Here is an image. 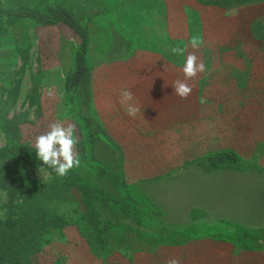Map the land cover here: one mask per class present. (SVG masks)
I'll return each instance as SVG.
<instances>
[{"label":"rangeland","instance_id":"374dc122","mask_svg":"<svg viewBox=\"0 0 264 264\" xmlns=\"http://www.w3.org/2000/svg\"><path fill=\"white\" fill-rule=\"evenodd\" d=\"M216 1L224 4H212ZM238 1L160 0L156 12L146 15L152 45L133 47L127 57L102 56L96 38L88 51L91 71L74 111L65 80L74 72L78 35L64 24L44 27L4 15L22 9L46 12V6L64 7L66 0H0V152L22 147L35 154L37 136L53 122L70 121L77 128L81 162L73 169L83 180L117 202L128 198L167 226L161 233L140 231L136 218L69 191L67 200L47 199V208L73 220V207L119 220L109 232L107 261L96 254L93 231L74 225L55 234L39 264H165L170 257L180 264H264V240L258 241L256 229L264 226V0ZM76 9L84 26L91 13ZM193 35L203 41L195 54L206 70L187 81L192 92L181 100L169 91L184 79L181 68L194 51L187 46ZM173 46L186 48L178 61L167 60ZM151 48L158 61L146 59ZM104 56L112 61H102ZM102 88L117 97L122 89L146 88L141 100H133L143 105L142 122L133 117L117 127L100 124L92 106ZM157 101L164 107L155 110L161 117L150 118ZM83 133L94 137V163L103 173L79 152ZM225 149L241 157L245 170L208 172L199 166L204 156ZM39 168L0 156V173L19 171L48 183L51 176L39 174ZM10 204L0 184V225L12 216ZM189 225L194 235L170 238L177 232L173 227Z\"/></svg>","mask_w":264,"mask_h":264},{"label":"trees","instance_id":"16d2710c","mask_svg":"<svg viewBox=\"0 0 264 264\" xmlns=\"http://www.w3.org/2000/svg\"><path fill=\"white\" fill-rule=\"evenodd\" d=\"M255 1L240 0L238 3L245 4ZM212 4L223 5L224 3L216 1ZM45 10L46 12L22 9L8 11L4 15L29 19L44 27L64 24L78 35L80 43L75 54L74 72L65 80V88L73 108L74 101L79 103V89L91 71L88 64L89 30L78 22L75 14L68 8L46 6ZM93 148L94 137H85L84 135L82 147H79L78 150L88 165L103 173L104 170L94 163ZM6 155L12 156L18 163L25 166L43 167L42 162L37 159L36 153L27 154L22 147L0 152V156ZM198 164L208 172L224 168L245 170L241 157L230 149L210 153ZM46 171L51 173L48 183H36L19 171L3 170V173H0V184L8 191L10 208L13 210L12 216L7 222L0 225V264H39L45 256V252L53 246L55 234L59 230L74 225L85 226L93 231V246L96 254L107 261L109 232L119 223V220L96 210L83 214L74 207L71 209V213L76 219L73 220L70 216L60 215L47 208V199L67 200L69 191H77L89 200L102 203L111 211L136 218L135 225L140 231L161 233L166 230L167 226L150 217L146 211L135 207L128 198L124 203H121L98 192L86 183L74 169L64 177L57 176L51 169H46ZM192 227L194 225L173 227L177 232L170 238L179 236L181 239H186L196 233V231L192 232Z\"/></svg>","mask_w":264,"mask_h":264},{"label":"crops","instance_id":"0c3cea01","mask_svg":"<svg viewBox=\"0 0 264 264\" xmlns=\"http://www.w3.org/2000/svg\"><path fill=\"white\" fill-rule=\"evenodd\" d=\"M71 1L73 2V0H66L64 7L73 12L76 17L78 12L76 9L77 6H80L81 10H89L91 13L90 18L86 19L87 21L84 25V27H87L89 30V51L91 50L92 45H94L96 38L97 43L103 46V51L101 53L102 56L103 54L109 56L111 52H115L117 55H123L124 53L127 57L132 54L133 47L137 48L142 47L143 45H152V43L147 40L149 37L146 32V15H151L153 12H156L154 8L157 5L160 6V0H79V5H72ZM74 1L76 2L77 0ZM134 18H136L135 24L133 22ZM130 22L134 25L130 24ZM116 45L120 46V50L114 51L115 49H110L111 46L114 47ZM138 50L139 49L137 48L136 51ZM153 52L154 50L151 48V51L148 54L150 57H146L148 61L159 60V54H153ZM135 54L137 55V53ZM107 56H104L102 61H112V59L110 58L109 60ZM178 58L179 56H175L170 53V57L167 60L178 61ZM171 71L175 72L174 70ZM145 90L146 88L142 90L136 88V90L131 91L133 99L129 101L128 104L133 105V100H141L142 96L139 94H144ZM165 92L168 93L167 87ZM169 93L174 94V89L169 91ZM100 94L101 96L98 99L99 102L92 106V108L96 109L97 118L99 120L98 122L100 124L106 127H117L119 124H122L124 120H128L130 118L126 114L128 104H121L119 102L120 97H117L115 91L111 93L102 88ZM110 95L113 97H110ZM152 101L154 102L153 99ZM142 106H138L140 112H138L135 116L136 118H139L138 120L141 122L144 117L143 112H141L143 111ZM163 108L164 107H162L160 101H157L155 105L152 104V113H150V118H160L161 114L159 112H155V110L158 111ZM165 108L167 109L169 107ZM181 118H183L182 114ZM262 219L264 220V217ZM256 229L260 231V234H258V241L264 240V226L257 225Z\"/></svg>","mask_w":264,"mask_h":264},{"label":"clouds","instance_id":"9594fccd","mask_svg":"<svg viewBox=\"0 0 264 264\" xmlns=\"http://www.w3.org/2000/svg\"><path fill=\"white\" fill-rule=\"evenodd\" d=\"M202 39L198 35H193L188 41V45L194 51L187 55L183 61L181 71L183 80H176L173 83L174 94L181 100L186 99L192 92V87L187 83L195 80L200 73L205 72V65L198 62L195 50L202 46ZM185 47L173 46L170 49L172 55L184 56ZM133 99L130 90L122 89L120 93V103L128 104ZM140 111L138 106L128 104L126 114L133 118ZM76 125L70 121H57L49 125V130L37 136L34 142L37 159L42 162L43 167L39 168V174L51 175L46 169H51L59 177L66 176L73 168L80 167V154L76 151L79 141ZM165 264H180L176 257H170Z\"/></svg>","mask_w":264,"mask_h":264}]
</instances>
